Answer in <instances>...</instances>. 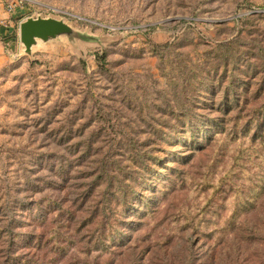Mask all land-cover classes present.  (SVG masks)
Segmentation results:
<instances>
[{
    "label": "rangeland",
    "instance_id": "obj_1",
    "mask_svg": "<svg viewBox=\"0 0 264 264\" xmlns=\"http://www.w3.org/2000/svg\"><path fill=\"white\" fill-rule=\"evenodd\" d=\"M1 1L0 264H264V0Z\"/></svg>",
    "mask_w": 264,
    "mask_h": 264
},
{
    "label": "water",
    "instance_id": "obj_2",
    "mask_svg": "<svg viewBox=\"0 0 264 264\" xmlns=\"http://www.w3.org/2000/svg\"><path fill=\"white\" fill-rule=\"evenodd\" d=\"M70 28L62 21L51 18H25L18 24V36L29 53L37 40L47 42L61 34H69Z\"/></svg>",
    "mask_w": 264,
    "mask_h": 264
},
{
    "label": "crops",
    "instance_id": "obj_3",
    "mask_svg": "<svg viewBox=\"0 0 264 264\" xmlns=\"http://www.w3.org/2000/svg\"><path fill=\"white\" fill-rule=\"evenodd\" d=\"M16 18L18 16H15L13 13H8L0 0V41H3L4 36L12 34L16 26L18 27L22 19L16 22Z\"/></svg>",
    "mask_w": 264,
    "mask_h": 264
},
{
    "label": "built area",
    "instance_id": "obj_4",
    "mask_svg": "<svg viewBox=\"0 0 264 264\" xmlns=\"http://www.w3.org/2000/svg\"><path fill=\"white\" fill-rule=\"evenodd\" d=\"M19 2L20 3H22V0H19ZM16 3V2H15ZM12 4H14V1L12 2V3H9L8 5H7V11L8 12H12V10H13V5Z\"/></svg>",
    "mask_w": 264,
    "mask_h": 264
},
{
    "label": "trees",
    "instance_id": "obj_5",
    "mask_svg": "<svg viewBox=\"0 0 264 264\" xmlns=\"http://www.w3.org/2000/svg\"><path fill=\"white\" fill-rule=\"evenodd\" d=\"M20 19H21V17L16 18V22L19 21ZM257 116H259V114H257ZM262 118H263V116H262Z\"/></svg>",
    "mask_w": 264,
    "mask_h": 264
}]
</instances>
